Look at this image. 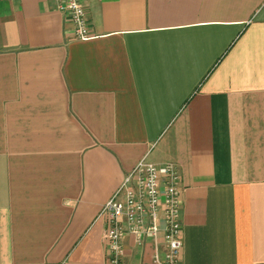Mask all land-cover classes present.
Listing matches in <instances>:
<instances>
[{
  "label": "crops",
  "instance_id": "obj_1",
  "mask_svg": "<svg viewBox=\"0 0 264 264\" xmlns=\"http://www.w3.org/2000/svg\"><path fill=\"white\" fill-rule=\"evenodd\" d=\"M0 0V264H105L141 159L179 176L177 264H264V0ZM120 264L154 242L121 240Z\"/></svg>",
  "mask_w": 264,
  "mask_h": 264
},
{
  "label": "built area",
  "instance_id": "obj_2",
  "mask_svg": "<svg viewBox=\"0 0 264 264\" xmlns=\"http://www.w3.org/2000/svg\"><path fill=\"white\" fill-rule=\"evenodd\" d=\"M54 2L57 11L66 14L76 40L92 38L81 0ZM179 193V176L173 164L153 165L139 160L101 210L105 215V264H120L121 240L125 235L141 243L154 242L159 234L163 252L160 255L154 250L150 264H177L181 251Z\"/></svg>",
  "mask_w": 264,
  "mask_h": 264
}]
</instances>
